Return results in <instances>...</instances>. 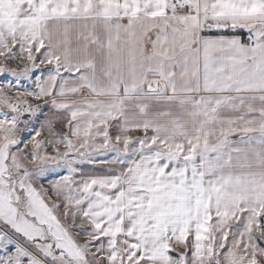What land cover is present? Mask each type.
Returning <instances> with one entry per match:
<instances>
[{
    "label": "snow or ice",
    "instance_id": "obj_1",
    "mask_svg": "<svg viewBox=\"0 0 264 264\" xmlns=\"http://www.w3.org/2000/svg\"><path fill=\"white\" fill-rule=\"evenodd\" d=\"M0 264H264V0H0Z\"/></svg>",
    "mask_w": 264,
    "mask_h": 264
}]
</instances>
